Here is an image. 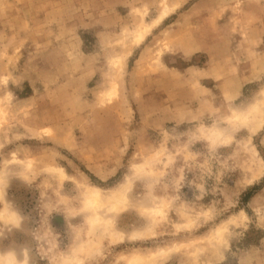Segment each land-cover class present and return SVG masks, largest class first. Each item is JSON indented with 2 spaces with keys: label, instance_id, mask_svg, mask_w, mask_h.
Wrapping results in <instances>:
<instances>
[{
  "label": "rangeland",
  "instance_id": "obj_1",
  "mask_svg": "<svg viewBox=\"0 0 264 264\" xmlns=\"http://www.w3.org/2000/svg\"><path fill=\"white\" fill-rule=\"evenodd\" d=\"M0 213V264H264V0H0Z\"/></svg>",
  "mask_w": 264,
  "mask_h": 264
},
{
  "label": "bare ground",
  "instance_id": "obj_2",
  "mask_svg": "<svg viewBox=\"0 0 264 264\" xmlns=\"http://www.w3.org/2000/svg\"><path fill=\"white\" fill-rule=\"evenodd\" d=\"M158 16H159V15H158ZM154 20H155V19H154ZM154 20H153V21H154ZM156 20H157V19H156ZM2 211H3V210H2ZM6 213H7V212H6ZM6 213H5V214H6ZM9 213H10V212H9ZM0 214H1V213H0ZM4 216H5V215H4ZM9 216H11V214H10ZM0 217H1V216H0ZM6 217H7V216H6ZM6 217H5V218H6ZM1 218H4V217H1ZM9 218H10V217H9ZM2 220H3V219H2ZM5 220H6V219H5ZM15 220H16V219H15ZM6 221H8V219H7ZM9 221H11V220H9ZM12 222H13V221H12ZM2 261H3L4 263H7V262H8V263H10V264H13L12 262H10V259H8V258H7V259H2Z\"/></svg>",
  "mask_w": 264,
  "mask_h": 264
}]
</instances>
